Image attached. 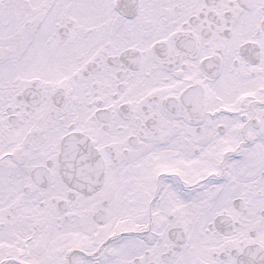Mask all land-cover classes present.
Returning a JSON list of instances; mask_svg holds the SVG:
<instances>
[{
    "label": "snow or ice",
    "instance_id": "6c2138e0",
    "mask_svg": "<svg viewBox=\"0 0 264 264\" xmlns=\"http://www.w3.org/2000/svg\"><path fill=\"white\" fill-rule=\"evenodd\" d=\"M0 264H264V0H0Z\"/></svg>",
    "mask_w": 264,
    "mask_h": 264
}]
</instances>
